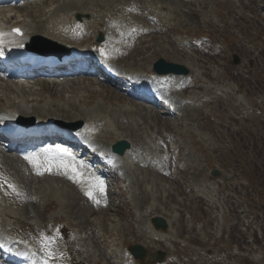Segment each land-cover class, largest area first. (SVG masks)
I'll return each instance as SVG.
<instances>
[{"label": "rangeland", "instance_id": "rangeland-1", "mask_svg": "<svg viewBox=\"0 0 264 264\" xmlns=\"http://www.w3.org/2000/svg\"><path fill=\"white\" fill-rule=\"evenodd\" d=\"M82 1L86 3L81 4ZM118 1L45 0L32 8L16 11L22 17L33 18L38 10L47 11V6L53 2L52 9L58 10L71 3L65 9L69 15L71 11H81L84 5H87L85 8L94 6L98 11L101 5L104 11H108L110 5ZM143 1L153 7L158 4L159 7H168L165 8L167 13L161 14L166 18L163 27L168 32L178 31L191 37L200 36V39L205 36L218 43L217 51L211 48L218 52L213 57L192 55L189 49H198V44H191V38L176 40L188 49L184 50L188 54L180 53L170 43L171 33L150 35L144 44L134 49L124 48L125 52L119 43V54L123 57L107 49L109 55L120 60L108 57L109 63L132 73L150 72L152 63L160 58L187 66L194 80L190 85L196 84L197 87L186 92L191 102L179 112L178 119L167 121L164 115L152 113L147 115L155 120L139 115L125 116L121 111L129 105L134 107L133 101L113 90L108 91L114 86L90 80L67 82L60 87L41 84L28 94L27 102L31 101L30 107L39 112L48 106L49 110L44 114L52 116H61L63 113L55 110L66 109L65 105L74 108L77 114L87 115L100 108L114 116L112 121L117 127H121L118 120L122 122L127 128L122 132H126L127 140L133 144V149L136 148L128 155L137 164L136 168L130 167L132 176L135 177L140 169L144 179L140 184L134 179L140 190L136 196L138 199H135L136 206L143 213L148 207L153 208L157 215L168 219L170 233L165 237L148 238L143 226L147 221L146 214L140 215L133 202L126 199L128 194L123 191L122 181L105 190L103 195L97 193L100 202L96 204L88 197L72 192L69 185L56 178L50 182L53 189L46 188L40 203L32 201L23 205L21 201L23 213L16 211L15 216L19 214L18 219L36 217L44 230L36 228L37 243L41 245L42 235L55 237L54 252H62L63 259L67 257L64 254L67 251L75 258L84 256L87 264H94L101 257L100 250L96 249L103 239L106 243H117L120 248L123 239L124 247L141 244L149 254L161 251L165 253L163 264H175L171 258L179 253L187 257L189 264H264V0H197L186 2V5L179 0ZM122 16L138 17L133 13ZM106 33L108 35V30L104 31ZM90 38V41L94 40L93 35ZM189 80L188 77L183 82ZM72 88L74 92H71ZM3 91L9 94V102L15 101V87L4 86ZM177 94L183 97L180 92ZM131 113L135 111L125 114ZM34 117L37 121H44ZM110 130L107 138L101 139L114 143L116 129ZM165 145L173 147L172 154L164 150ZM133 156H139V159H133ZM0 167V178L14 177L23 182L18 183L23 196L18 198L5 192L3 185L7 182L0 183V197L7 211H12L18 200L26 197L29 200L39 184L45 187L42 176H38L33 185L18 178L20 173L17 175L11 166L10 169L0 163ZM214 171L219 173L216 178L212 176ZM99 177L105 183L106 178ZM228 182L238 185L236 206L233 199L229 201L230 195L224 193ZM106 183L105 187L108 186ZM62 189L74 200L59 196ZM205 192L223 200L224 206L204 204L200 195L205 197ZM64 228L65 232L62 231Z\"/></svg>", "mask_w": 264, "mask_h": 264}, {"label": "bare ground", "instance_id": "bare-ground-1", "mask_svg": "<svg viewBox=\"0 0 264 264\" xmlns=\"http://www.w3.org/2000/svg\"><path fill=\"white\" fill-rule=\"evenodd\" d=\"M39 2H35L32 6H37L39 4ZM84 3H86V2L85 1H82L81 4H84ZM70 4L69 5L68 4L65 5L64 6V9H60V10H58V9H51V6H52L51 4L47 6V11L38 10L36 12L35 17H33L34 18L35 27L32 28V29H28V27L25 28V27L22 26L23 29H24V31H25V33H26V35L28 37L29 36H32V37L33 36H41V37H44V38L48 39L49 41H53V42L59 44V45H61V44L62 45H65V44H74V43H76V44H82V43L89 42V40H90V38H89L90 32H91V30L93 28L94 29H98V30L99 29L102 30V29H106L107 28V24L105 23V21L109 18V15H101L100 14V11H98L97 9H95V7L93 6L94 7V13H92V15H91V17H92V20H91L92 21V24H87L86 25V31L87 32L85 34L73 35L71 33V31H70V29H71L70 24L67 23V22H65V21L58 20L60 18L62 19V17L61 16H57L60 12H64L65 9H67L70 6ZM85 6H87V5H84L83 6L84 7V8H82L83 10L82 9H81V11L80 10H77L78 12H76V13H78V14H84V12H85L84 11L85 10ZM163 7L161 6V7H158V8H163ZM120 10L121 9L113 8V14L114 13H115L114 15H116V14L119 15L120 13H122L121 15L132 14L129 11H125V10L120 11ZM19 11H15L13 9H10L9 7H8L7 10H0V23H3V24H4V22L7 23L8 20L6 19V16L8 14L12 13V12H16V14L18 13L17 17H19V18L22 17V15H20ZM133 14L136 15V16H138L136 13H133ZM26 17L29 18V16H27V15H26ZM11 19H14V18H11ZM39 23H44V25L41 26V25H39ZM162 27H163V24H162ZM110 33H111V38L114 41L111 42V45L109 47L118 56H121L119 54L120 52H119L118 49L120 48L119 43L123 45V42H119V43L115 42V41H120V40L117 39V38H120V37L117 35V30H116L115 27L110 28ZM126 41H129V40H126ZM144 41L145 40L141 41L139 44L141 45ZM89 46L92 48V47H94V44L91 43ZM95 48H96V46H95ZM100 50H101V52L103 50V54L106 55V46L105 45L100 46ZM121 57H123V55ZM167 77L168 78H171V79H169L167 81V83H169V82H173L174 83L173 86H170L168 84L169 87H171L173 91H179L182 96L185 95V93L189 89H192V87H194L193 85H190L189 82L188 83L183 82L184 76H177V75L173 76L172 75V76H167ZM72 82L75 83V81H72ZM23 84L24 83H22V82H18V83H14L12 85L16 89V95L14 96V98H16L15 100L19 101V104H17V106H16L15 102H11V101L9 102V98L7 97L8 95H6L7 93H4V95L2 94L3 96L0 99V101L2 100V101L5 102V104L7 105V107H11L7 111L11 112V114H20V116H22V117L25 116V115L28 116V112L25 110V109H27V107L24 106V105H26L25 103H28V104L31 103V101L30 102H27L28 99H29V98H27L28 97V94L31 91H33V92L36 91V88L33 89V90H29L28 91L26 88H24V85ZM66 84H68V83H66ZM90 84H92V83H90ZM34 86H37V84H34ZM103 89H107L108 90L107 87L106 88L103 87ZM70 90H71V92H74L75 89L72 88ZM111 90H113V92L118 93L123 98H130V100L133 101V102H131V104L132 105L135 104L134 107L129 105L127 108H124L121 111V113L123 115H125V116H131V115L138 116L139 115L140 118L142 117V118L148 119V120L149 119L155 120L156 118L155 117L149 118V116L147 115V113H152L153 115H156V116L159 115L160 116V114L157 111L152 110L150 107H145V106L141 105L140 102H137L136 103L134 101L135 100L134 98H133L134 99L133 100L131 97H129V96L121 93L119 90L110 89L108 91H111ZM70 94H72V93H70ZM57 96L58 95H56V99L58 98ZM60 100H61V98H60ZM62 101L64 102V99ZM65 106H66V109H63L62 108L63 110H55V112L56 111H58L59 113L62 112L63 114L61 116L60 115H53L52 116V115H49V114H44V111H40L39 112V111L33 110L32 112L35 113V114L37 113L38 115L41 114L40 116H44L45 119H50L51 122H53V123L54 122L56 123V121L76 122V121L84 120L86 122V125L84 126V128L82 130H79V131L75 132V134L77 133L81 137H84L82 135V133H84L86 135H92V136L96 137V139H98V140L104 141L103 139L107 136V134L109 132H111L110 129L113 128V130L116 129L115 130L116 139L124 140V141L128 142L127 141V135H125L126 132H122V130H125L126 131L127 128H124V126H122V122H120L119 120H118V122H119V125H121V127H117L116 125H114V122L112 121V118L114 116H111L110 114H108L105 111H101L102 109L97 108V109H95V111H96L95 113H93V114L91 113V115L90 114L87 115V114H77L75 110L73 111L74 108H72L70 106H67V105H65ZM24 107H25V109H24ZM133 111H135V113H133V114L131 113L130 115L125 114V113L133 112ZM142 112H143L144 115H142ZM112 115H113V113H112ZM145 117H147V118H145ZM173 119L175 120L176 118L173 117L170 120H173ZM113 126H115V128ZM118 128H119V130H118ZM123 135H125L126 138ZM101 138H103V139H101ZM110 145L111 144H108L107 147H110ZM131 147H132L131 150L128 151L127 153H125L124 157H117L116 156V159H123V164H124L123 169H125V167H127L128 170L130 171V176H127L128 174L125 171V173L127 174L126 177L124 176V178H126L125 179L126 183L129 181V183H131L132 186L138 187L137 185H139L140 183H143L144 182V179L142 177V174L140 172L141 171L140 169L138 170L139 172L137 173L139 176H141L140 179L138 178L139 176L137 177L136 172H135V174H136L135 177L132 176V172H131V168L130 167L132 166V167H135L136 168V165L137 164H135L134 162H131L130 159L127 158L128 155H129V152H131V151H133V150L136 149V148L133 149V144H132ZM34 157H36V156H34ZM133 157H134L133 159H139V156H133ZM0 163H2V164L4 163L7 168L9 166H11L12 169H15L14 172L16 171V174H17V172L20 173L21 176H19L17 174L18 175V178L21 177L22 180L24 179L27 182H29L30 184H33L34 185V182L36 183V179H38V176H42L43 177L42 178V181L45 184V187H43V186L40 187L41 184H39L38 187H37V191L33 195H31V198L29 200H28V197H26L25 199H22V200H18L13 205L14 209H12V211L8 210L7 212H5V208L4 207H2L0 209V218L2 216V217H6V218H8L9 220H12V221L13 220L14 221H17V220L20 221L18 219V217H17V216H20V215L17 214V216H15V214H16V211H19L20 213H23L22 210H21V207L22 206L20 205L21 201H23V205H25L27 202L33 203L32 201H35L36 203H40V201L43 200V197L45 195L46 188H52L51 185H50V182L51 181H53V182L56 181L57 180L56 178L62 180V183L63 184H65L67 186L69 185L71 187V189H73L72 192H75L76 194L78 193V194L84 196L87 199V196L84 194V189H85L84 186H83L84 181L81 179L79 183H74L73 180L69 179L68 175L63 174L65 172L64 165H70V167L67 169V171L69 173L71 172V167H76L77 170L80 173H82V176L84 177V179H86V183L91 178L98 177L99 172L100 173H103V171L101 172L100 170H97L96 172H94L92 170L93 168L91 166H85V165H82L77 160L71 161V160L68 159L65 162H63V166L60 165V168H61L60 171L57 170V169H55V168H52V167H50L51 168V171H44L43 168H41V171H43V175H39V174H37V172H34L33 171L32 167L29 165V163L26 162L25 159H23L21 157L14 156V155L3 154L1 152H0ZM26 171H27L28 175L26 174ZM134 179H138L139 184L137 182L134 183ZM67 181L70 184L67 183ZM5 182H7L8 185L9 184L14 185L16 183L18 185V183H23L21 180L20 181H17L14 177H7V179L6 178H0V183H3L4 184ZM113 182L116 183L115 180H113ZM63 184H61V185H63ZM65 185H63L64 188H65ZM110 185H112V183ZM26 186H29V185H26ZM63 186H61V187H63ZM18 187H20V186L18 185ZM18 187H16L15 190L16 189L19 190ZM61 187L58 190H60ZM4 189H6L5 192L8 193V195H10V197H12V198H18V197H21L22 196L20 194L21 192H19V195H17V193L14 194V190L12 188L4 187ZM135 189L138 190V188H135ZM55 190H57V189H55ZM62 191H61V193H59L60 195L58 194L59 196H61L62 198H65V199H67L69 201L70 200L71 201L74 200V199H71L72 198L71 197V194H68V192H67V194L66 193L64 194V191L65 190L62 189ZM36 203H34V204H36ZM151 206H153V205H151ZM148 209H150V210H148ZM153 210H154L153 208H149L148 207L146 210H144V213L146 214L145 216L147 217V216H150V215H155L156 214V210L154 212H153ZM141 213H143V212H141ZM145 224H146L145 230H147L146 233L150 237V233L151 234H154V232L151 229L148 231V227H147L149 225L148 224V219H147V221L145 220ZM161 236L162 237H165V235H161ZM108 250L105 251L104 253L110 254L112 252L111 251L112 249L109 250V251Z\"/></svg>", "mask_w": 264, "mask_h": 264}, {"label": "snow or ice", "instance_id": "snow-or-ice-1", "mask_svg": "<svg viewBox=\"0 0 264 264\" xmlns=\"http://www.w3.org/2000/svg\"><path fill=\"white\" fill-rule=\"evenodd\" d=\"M14 32L19 34V29H14ZM0 35H3L0 33ZM103 54V50H102ZM49 151H54L56 154L60 155L61 157L68 158L71 161L75 160V156L71 153V151L67 148H64L60 145H57L55 149H49ZM26 160L29 161L33 165V167L36 169L37 174L43 175V171H41V168H43L44 171H51V168L41 164L38 159L34 156H26ZM65 172L63 174L68 175L69 179L73 180L74 183H79L80 178L82 177V173H80L76 167H71V172L69 173L67 169L70 167V165H64ZM9 188H12L15 191V186L9 184ZM103 195L105 193V183L102 179L99 177L91 178L88 182L87 188L84 189V194L92 200L94 203L99 204V199H97L96 194ZM17 195L19 193L17 192ZM55 237H48L43 236L41 238V250L44 253V256L42 257L44 264H49V260L54 258L55 252L52 249V244L54 243Z\"/></svg>", "mask_w": 264, "mask_h": 264}, {"label": "water", "instance_id": "water-1", "mask_svg": "<svg viewBox=\"0 0 264 264\" xmlns=\"http://www.w3.org/2000/svg\"><path fill=\"white\" fill-rule=\"evenodd\" d=\"M183 71H184V70H183ZM123 145H124L125 147H127L126 144L123 143ZM118 147H119V146H116L114 149L117 150V151H119V150H118ZM151 223L154 225V227H155L156 229H162V230H165V228H166V224H165V222H164L161 218H153V219L151 220ZM133 253H134L136 256H142V255H143V252L141 251L140 248H134V249H133Z\"/></svg>", "mask_w": 264, "mask_h": 264}]
</instances>
